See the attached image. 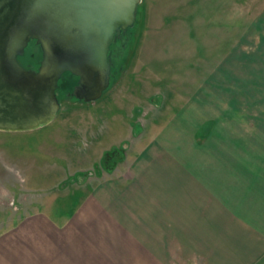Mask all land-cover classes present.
Listing matches in <instances>:
<instances>
[{"label": "rangeland", "instance_id": "1", "mask_svg": "<svg viewBox=\"0 0 264 264\" xmlns=\"http://www.w3.org/2000/svg\"><path fill=\"white\" fill-rule=\"evenodd\" d=\"M120 44L112 85L100 99H70L73 85L66 75L58 89L61 107L52 122L29 131H0L3 187L10 190L9 197L19 198L0 196L1 228L12 229L21 218L38 213L59 228L73 224L65 234L75 241L71 247L49 244L40 230L27 232L36 255L29 261L39 257L36 263L56 264L72 257L74 264H98L113 257L88 246L93 243L89 231L82 234L84 212L91 219L96 211L92 186L117 171L123 174L135 148L152 142L148 137L162 127L172 128L167 140L176 142L177 128L184 134L226 108L234 119L245 113L249 128L264 124V0H141L135 25L113 50ZM31 53L37 56L33 46L26 56ZM239 122L231 120L228 129ZM211 127L210 122L203 125L196 137ZM115 149L123 152L116 162L107 156ZM33 238L41 243L34 245Z\"/></svg>", "mask_w": 264, "mask_h": 264}, {"label": "crops", "instance_id": "2", "mask_svg": "<svg viewBox=\"0 0 264 264\" xmlns=\"http://www.w3.org/2000/svg\"><path fill=\"white\" fill-rule=\"evenodd\" d=\"M226 110L184 134L177 128L176 142L167 140L172 128L162 127L148 137L152 142L135 148L123 174L117 171L92 186L96 211L91 219L83 211L82 234L89 231V247L113 254L102 263L264 264V124L249 128L245 113L234 119ZM231 120L245 127L239 122L228 129ZM208 122L209 132L196 137ZM2 176L1 198L19 200L18 195L9 197ZM31 216L12 224V229L0 226V264H40L39 257L28 260L36 256L26 239L30 231L43 232L49 244L75 245L66 237L68 228L73 230L71 222L64 229L41 213ZM56 264L74 263L69 257Z\"/></svg>", "mask_w": 264, "mask_h": 264}, {"label": "water", "instance_id": "3", "mask_svg": "<svg viewBox=\"0 0 264 264\" xmlns=\"http://www.w3.org/2000/svg\"><path fill=\"white\" fill-rule=\"evenodd\" d=\"M141 0H0V131L52 122L60 82L77 77L71 95L100 99L113 82L118 40L133 28ZM33 46L37 56L27 51ZM27 58L36 68L21 62Z\"/></svg>", "mask_w": 264, "mask_h": 264}, {"label": "flooded vegetation", "instance_id": "4", "mask_svg": "<svg viewBox=\"0 0 264 264\" xmlns=\"http://www.w3.org/2000/svg\"><path fill=\"white\" fill-rule=\"evenodd\" d=\"M27 67H31V68H36V65H32V64H28V65H26ZM68 76H70L71 77V80L70 79H68V81L70 80V84H72L73 86L77 83V77H75V76H72V75H68ZM67 80V79H66ZM67 81V82H68ZM57 93H58V91H57ZM59 95V94H58ZM70 99H75L76 101H80L79 99H76L75 97H73V96H70Z\"/></svg>", "mask_w": 264, "mask_h": 264}, {"label": "trees", "instance_id": "5", "mask_svg": "<svg viewBox=\"0 0 264 264\" xmlns=\"http://www.w3.org/2000/svg\"><path fill=\"white\" fill-rule=\"evenodd\" d=\"M68 75H69V74H68ZM115 150H116V149H115ZM119 150H121V149H119ZM119 150H116L115 152H113V153H114V154H113L114 156H113L112 154L110 155V154H108V153H107V156L110 157L112 160H116L117 157H118V154H119V153H120V154L122 153V152L119 151ZM107 156L104 155V157H103V158H104V162H105V157H107ZM110 165H111V163H110Z\"/></svg>", "mask_w": 264, "mask_h": 264}]
</instances>
